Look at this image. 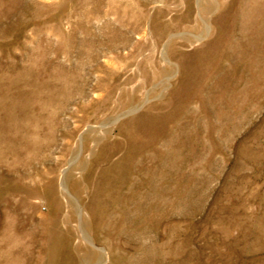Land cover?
Returning <instances> with one entry per match:
<instances>
[{
	"label": "rangeland",
	"instance_id": "rangeland-1",
	"mask_svg": "<svg viewBox=\"0 0 264 264\" xmlns=\"http://www.w3.org/2000/svg\"><path fill=\"white\" fill-rule=\"evenodd\" d=\"M0 264H264V0H0Z\"/></svg>",
	"mask_w": 264,
	"mask_h": 264
}]
</instances>
